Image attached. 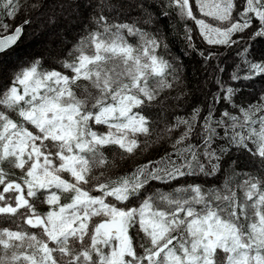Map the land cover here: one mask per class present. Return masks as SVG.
Wrapping results in <instances>:
<instances>
[{
	"label": "snow or ice",
	"instance_id": "obj_1",
	"mask_svg": "<svg viewBox=\"0 0 264 264\" xmlns=\"http://www.w3.org/2000/svg\"><path fill=\"white\" fill-rule=\"evenodd\" d=\"M0 264H264V0H0Z\"/></svg>",
	"mask_w": 264,
	"mask_h": 264
}]
</instances>
